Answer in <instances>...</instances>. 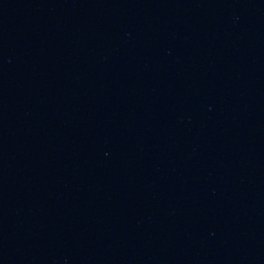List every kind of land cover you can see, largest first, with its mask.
I'll return each instance as SVG.
<instances>
[{"label":"water","instance_id":"obj_1","mask_svg":"<svg viewBox=\"0 0 264 264\" xmlns=\"http://www.w3.org/2000/svg\"><path fill=\"white\" fill-rule=\"evenodd\" d=\"M0 264H264V0H0Z\"/></svg>","mask_w":264,"mask_h":264}]
</instances>
